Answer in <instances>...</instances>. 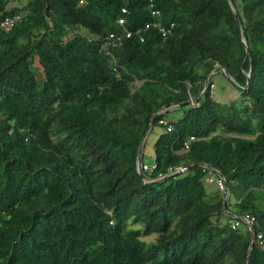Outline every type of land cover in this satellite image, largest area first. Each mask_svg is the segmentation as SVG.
<instances>
[{"label": "trees", "instance_id": "16d2710c", "mask_svg": "<svg viewBox=\"0 0 264 264\" xmlns=\"http://www.w3.org/2000/svg\"><path fill=\"white\" fill-rule=\"evenodd\" d=\"M11 1L0 19L23 20L0 29V264H264V0ZM121 17L133 33L109 56ZM217 69L240 99L215 97ZM139 156L156 168L141 176Z\"/></svg>", "mask_w": 264, "mask_h": 264}, {"label": "built area", "instance_id": "2783aa9c", "mask_svg": "<svg viewBox=\"0 0 264 264\" xmlns=\"http://www.w3.org/2000/svg\"><path fill=\"white\" fill-rule=\"evenodd\" d=\"M123 12H127V9L126 8H123ZM152 13L155 17H158L160 16L161 12L159 9H153L152 10ZM23 20V14L21 13H18V14H15L13 16H6L4 18H1L0 19V29H5V30H8V29H11L13 28L17 23L21 22ZM119 22L120 24L123 26V33L122 34H114V33H111L107 36H105V38L103 39L102 41V44H101V49L103 51H105V53L109 56H113V52H112V49L113 47H117L119 45H122L125 38H128V37H131L132 36V31L129 30L126 26H125V23H126V18L125 17H121L119 19ZM155 25H157L160 29V31L163 33L164 36L168 35L169 33H172V30L174 28V23H171L170 26H162L161 24L159 23H154ZM150 26V24H148L146 26V28H148ZM141 29H138L137 31L140 32ZM212 88H214V84L212 85ZM193 100V99H192ZM165 125H167V129L168 130H172L173 129V126L171 124L168 123V121H165L163 120L162 121ZM156 168V164H152V163H149V162H142L141 163V169L143 171H148V172H151L153 171L154 169ZM177 170H180V171H184L185 170V167L183 166H178L176 167ZM204 170L207 171L206 173V182L208 183H211V184H216L217 187L220 189V190H226V182L225 180L223 179L222 176H220L215 170L209 168L208 166H205ZM243 221H245L246 223L249 224V228L252 229V226H253V222L249 219V218H244L242 219ZM240 223V220H237V221H234L233 223V227H236L238 226ZM263 234H259L258 235V239H259V242L261 244H263Z\"/></svg>", "mask_w": 264, "mask_h": 264}, {"label": "rangeland", "instance_id": "374dc122", "mask_svg": "<svg viewBox=\"0 0 264 264\" xmlns=\"http://www.w3.org/2000/svg\"><path fill=\"white\" fill-rule=\"evenodd\" d=\"M27 0H12L11 5L26 3ZM36 66V65H34ZM212 79L215 84L214 88V95L218 100L224 101V102H230L233 98L235 100L240 99V89L235 86V84L229 79L226 73H224L223 70L217 69L214 71V75L212 76ZM166 111V110H164ZM182 114L181 108H175L171 109L169 112H167L164 116L165 121H171V120H177ZM164 129V126L162 125H156L154 128V131L149 134L148 136V143L145 146L143 150V159L146 161L151 162L154 156V147L153 144L155 140L157 139V136L159 132H161ZM209 188L214 189L216 186L214 184L208 185ZM146 239H153L154 236H144Z\"/></svg>", "mask_w": 264, "mask_h": 264}, {"label": "water", "instance_id": "95a60500", "mask_svg": "<svg viewBox=\"0 0 264 264\" xmlns=\"http://www.w3.org/2000/svg\"><path fill=\"white\" fill-rule=\"evenodd\" d=\"M236 19H237V21L239 22V18H238V14H236ZM162 113H164V111H161V112H159L158 114H156V115H159V114H162ZM153 124L151 123V126H152ZM143 141H144V139H143ZM143 141H142V144H143ZM141 144V145H142ZM195 166H198V164H195ZM139 171H140V174H141V176H143L144 175V173H143V170L141 169V156H139ZM227 207H228V200L226 199V201H225V208L227 209ZM252 229H253V232L254 233H256V227L253 225L252 226ZM253 245V244H252ZM249 259H250V257H248V263H249Z\"/></svg>", "mask_w": 264, "mask_h": 264}]
</instances>
